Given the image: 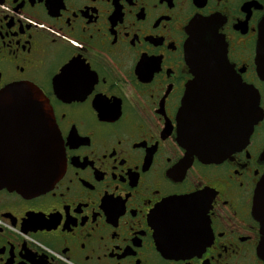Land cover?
<instances>
[{"label": "flooded vegetation", "instance_id": "1", "mask_svg": "<svg viewBox=\"0 0 264 264\" xmlns=\"http://www.w3.org/2000/svg\"><path fill=\"white\" fill-rule=\"evenodd\" d=\"M263 16L264 0H0V89L40 90L64 157L45 192L0 190V264H264L253 215L264 174L254 65ZM206 18L225 43L227 78L258 90L262 117L239 150L186 167L176 139L193 79L183 47ZM182 195L194 197L190 237L161 239L151 215Z\"/></svg>", "mask_w": 264, "mask_h": 264}, {"label": "water", "instance_id": "2", "mask_svg": "<svg viewBox=\"0 0 264 264\" xmlns=\"http://www.w3.org/2000/svg\"><path fill=\"white\" fill-rule=\"evenodd\" d=\"M212 26L210 18L194 20L183 47L193 79L186 84L181 101L176 139L186 151V167L194 157L204 163L216 162L239 150L262 117L258 90L227 78L232 68L225 43ZM254 65L264 82V16L257 27ZM211 99L220 104L207 105ZM63 168L60 134L40 90L26 82L0 89V190L26 196L45 192ZM193 198L168 197L156 208L151 223L161 239L190 237ZM253 215L260 225L259 251L264 254V174L255 188Z\"/></svg>", "mask_w": 264, "mask_h": 264}, {"label": "snow or ice", "instance_id": "3", "mask_svg": "<svg viewBox=\"0 0 264 264\" xmlns=\"http://www.w3.org/2000/svg\"><path fill=\"white\" fill-rule=\"evenodd\" d=\"M66 72H71V67L69 66L67 69H65Z\"/></svg>", "mask_w": 264, "mask_h": 264}]
</instances>
